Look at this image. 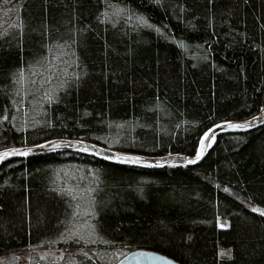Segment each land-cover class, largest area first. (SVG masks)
<instances>
[{"label": "trees", "instance_id": "trees-1", "mask_svg": "<svg viewBox=\"0 0 264 264\" xmlns=\"http://www.w3.org/2000/svg\"><path fill=\"white\" fill-rule=\"evenodd\" d=\"M262 108L264 0H0V150L69 138L191 154L216 122ZM257 209L264 126L220 133L192 167L13 159L0 165V264L53 245L73 264L139 249L264 264Z\"/></svg>", "mask_w": 264, "mask_h": 264}, {"label": "water", "instance_id": "water-1", "mask_svg": "<svg viewBox=\"0 0 264 264\" xmlns=\"http://www.w3.org/2000/svg\"><path fill=\"white\" fill-rule=\"evenodd\" d=\"M226 121L234 122V123L248 121L249 126L247 128H230L228 124L225 123ZM262 126H264V108H262L259 112L246 119L223 120L216 122L210 127L212 131L211 133H209V136L204 137L203 135L204 133H203L199 139L198 147L196 151L199 150L202 140L205 145L204 153L199 160L194 159L196 152L191 154L178 152V153H171L166 155L147 156L138 153L122 151L118 149H111L104 145L87 140L53 138L36 145L15 146V147L1 149L0 154H2L5 150H11L13 148L21 149V151L15 152L11 155L4 156L3 159H0V165L13 159H26L29 157L48 155L63 151H75L86 155L98 157L99 159L106 161L108 163L125 165V166L162 168L171 164H182L185 166L192 167L200 164L201 161L207 156V154L211 151L217 136L220 133H245L258 129ZM212 137H214V139ZM25 148H32V151L27 155H24L23 149ZM133 156L140 157L141 161L129 163L124 159V157H133ZM109 157H117V158L110 159ZM143 161H148V163L145 164L143 163ZM115 264H182V263L178 262L172 257H169L159 252L139 249L126 253Z\"/></svg>", "mask_w": 264, "mask_h": 264}, {"label": "rangeland", "instance_id": "rangeland-1", "mask_svg": "<svg viewBox=\"0 0 264 264\" xmlns=\"http://www.w3.org/2000/svg\"><path fill=\"white\" fill-rule=\"evenodd\" d=\"M91 226L92 225L89 221L84 223L82 222L81 224L76 225L75 228L72 229V234L74 236L80 235L84 231L86 232V234H91ZM64 255L65 251H62L57 246L53 245L48 249L42 251L28 250L17 253L15 254V257L11 262H7L5 264H59L62 261H64L65 264H73L68 262L66 259L63 260ZM123 255L125 254L122 252H112L109 255H105L103 258L106 262L105 264H114L118 261V258L120 259ZM71 260L74 262L73 259Z\"/></svg>", "mask_w": 264, "mask_h": 264}, {"label": "snow or ice", "instance_id": "snow-or-ice-1", "mask_svg": "<svg viewBox=\"0 0 264 264\" xmlns=\"http://www.w3.org/2000/svg\"><path fill=\"white\" fill-rule=\"evenodd\" d=\"M142 20V22L144 23H147L146 21H144V18L141 17L140 18ZM254 119V118H253ZM225 123L228 124V126L230 128H247L249 125H248V121H243V122H228L226 121ZM212 129H208L207 131L204 132V137H208L209 136V133H211ZM214 139V137H212ZM87 150V149H85ZM204 150H205V145H204V142L203 140L201 141V146L199 148L198 151H196V154H195V160H199L201 158V156L203 155L204 153ZM21 149H17V148H13L11 150H5L2 154H0V159H3L4 156H7V155H11L15 152H20ZM32 151V148H25L23 149V154L24 155H27L28 153H30ZM99 154V153H97ZM110 159H115L117 157H109ZM124 159L129 162V163H134V162H140L141 161V158L140 157H124ZM143 163L147 164L148 161H143ZM257 211H264V210H261V209H257ZM223 226V225H222Z\"/></svg>", "mask_w": 264, "mask_h": 264}]
</instances>
